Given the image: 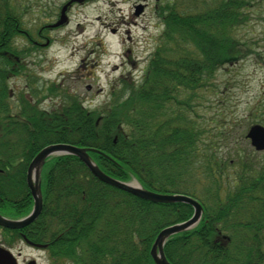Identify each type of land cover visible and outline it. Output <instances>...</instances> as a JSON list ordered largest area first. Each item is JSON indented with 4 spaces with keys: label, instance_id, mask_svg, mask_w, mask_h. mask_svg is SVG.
<instances>
[{
    "label": "trees",
    "instance_id": "trees-1",
    "mask_svg": "<svg viewBox=\"0 0 264 264\" xmlns=\"http://www.w3.org/2000/svg\"><path fill=\"white\" fill-rule=\"evenodd\" d=\"M253 1L165 0L163 30L141 81L121 77L106 106L95 109L59 91L63 103L47 110L23 93L11 96L9 82L32 53L17 45L24 24L17 0H0V212H29L30 160L65 142L103 152L89 155L114 177L202 203L199 223L166 242L173 264H264V160L240 143L245 131L236 132L237 121L195 110L215 91L221 67L261 57L264 18L258 40L240 37ZM255 122L264 124V116ZM44 167L43 211L22 231L48 244L54 264H155L158 233L194 212L188 203H154L104 183L75 155L53 156Z\"/></svg>",
    "mask_w": 264,
    "mask_h": 264
},
{
    "label": "rangeland",
    "instance_id": "rangeland-1",
    "mask_svg": "<svg viewBox=\"0 0 264 264\" xmlns=\"http://www.w3.org/2000/svg\"><path fill=\"white\" fill-rule=\"evenodd\" d=\"M63 1L52 0L56 5ZM133 1L94 0L73 9L69 24L52 35L55 41L25 57L26 68L9 82L11 96L20 99L18 95L23 93L40 109L51 110L63 103L59 91H68L81 98L88 108L95 109L106 106L113 84L117 85L121 77L141 81L163 30L161 21L153 13L156 11L154 7L163 4L158 3L159 7L153 4L146 14L134 19ZM17 2L18 6L22 3L26 8L35 9V0ZM43 3L51 7V2ZM254 3L253 10L248 12V26L240 33V37L247 40H258L263 27L264 0H254ZM19 8L23 10L24 6ZM46 11L49 13V7ZM34 18L39 23L37 14L25 16L31 32L36 25L31 21ZM133 20L136 23H132ZM113 28L117 29V34L112 32ZM259 45L257 51L261 57L248 54L236 65H225L217 71L215 91H208L203 108H195L198 115L210 118L221 113L229 125L237 121L235 128L239 135L247 132L250 124L259 120L261 115L264 116V44L259 42ZM224 92L227 98L225 104H221ZM232 136L237 134L232 133ZM240 136V143L243 138L247 149L264 160V151H255L250 141ZM130 182L139 185L136 178ZM0 245L12 250L16 256L20 253L19 264L32 259L39 264H54L48 250L31 246L17 233L8 234L1 228Z\"/></svg>",
    "mask_w": 264,
    "mask_h": 264
},
{
    "label": "water",
    "instance_id": "water-1",
    "mask_svg": "<svg viewBox=\"0 0 264 264\" xmlns=\"http://www.w3.org/2000/svg\"><path fill=\"white\" fill-rule=\"evenodd\" d=\"M247 137L251 139L252 145L257 150H264V126L259 124L253 125L249 129ZM52 154H74L78 156L87 165L91 172L101 181L130 192L143 199L157 203L185 202L194 207V214L189 220L167 226L160 231L151 250L152 257L156 264H171L164 252V244L166 240L176 233L193 227L201 218L203 210L202 205L192 197L183 194H162L113 178L103 172L91 161L86 148H79L70 144L58 143L45 146L41 149L29 166L27 181L34 198V207L31 213L22 219L16 220L6 218L0 214L1 226L9 229H20L31 224L39 217L43 210V197L41 195V185L39 182L40 168L45 159ZM33 170H35L34 175ZM28 242L37 247L45 246L43 244L32 243L29 240ZM0 264H17V260L10 250L0 247ZM27 264H37V262L32 260Z\"/></svg>",
    "mask_w": 264,
    "mask_h": 264
},
{
    "label": "flooded vegetation",
    "instance_id": "flooded-vegetation-1",
    "mask_svg": "<svg viewBox=\"0 0 264 264\" xmlns=\"http://www.w3.org/2000/svg\"><path fill=\"white\" fill-rule=\"evenodd\" d=\"M69 1H71V0H64L60 5L57 4L54 6L52 5V2H51V7H53V8L49 13H47L46 10H43L45 8H42V6H41V9L39 10V15L42 18H44V16L49 14V17H50L48 19V21L50 22L49 25L54 24L60 20V18L62 16V10H63L64 6H66ZM125 1L130 2V0H125ZM89 2H90L89 0H73L72 3L68 4L66 9H65V12L69 15L68 20H69L71 13L73 12V9H75L77 7L86 6ZM138 4L143 5V9H141V12L139 14L136 13ZM153 4H154L153 0H144V1L134 0L131 4V10L132 11L134 10L132 17L134 16V19H135L136 17H141L142 15L146 14L148 9H150ZM132 23H136V21L133 20ZM113 29L117 32L116 28H113ZM43 31H44V29H41L39 32L41 34V37H46L47 43H50V38H48L46 34H43ZM52 31H55V30H52ZM89 87L91 88V86H89Z\"/></svg>",
    "mask_w": 264,
    "mask_h": 264
},
{
    "label": "bare ground",
    "instance_id": "bare-ground-1",
    "mask_svg": "<svg viewBox=\"0 0 264 264\" xmlns=\"http://www.w3.org/2000/svg\"><path fill=\"white\" fill-rule=\"evenodd\" d=\"M168 261H169V259H168ZM171 264H173L171 261H169Z\"/></svg>",
    "mask_w": 264,
    "mask_h": 264
}]
</instances>
